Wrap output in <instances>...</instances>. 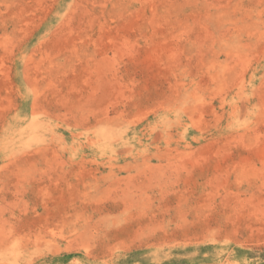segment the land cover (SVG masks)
I'll return each mask as SVG.
<instances>
[{"label": "rangeland", "instance_id": "rangeland-1", "mask_svg": "<svg viewBox=\"0 0 264 264\" xmlns=\"http://www.w3.org/2000/svg\"><path fill=\"white\" fill-rule=\"evenodd\" d=\"M0 264H264V0H0Z\"/></svg>", "mask_w": 264, "mask_h": 264}]
</instances>
